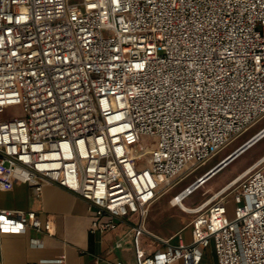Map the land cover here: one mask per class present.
Returning <instances> with one entry per match:
<instances>
[{
    "label": "built area",
    "instance_id": "1",
    "mask_svg": "<svg viewBox=\"0 0 264 264\" xmlns=\"http://www.w3.org/2000/svg\"><path fill=\"white\" fill-rule=\"evenodd\" d=\"M11 106L22 114L0 118V189L53 184L86 203L90 232L150 234L157 192L264 115V0H0ZM186 210L190 240L156 237L134 264H201L209 245L216 264H264V153ZM27 228L53 234L33 210L0 208V234Z\"/></svg>",
    "mask_w": 264,
    "mask_h": 264
},
{
    "label": "crops",
    "instance_id": "2",
    "mask_svg": "<svg viewBox=\"0 0 264 264\" xmlns=\"http://www.w3.org/2000/svg\"><path fill=\"white\" fill-rule=\"evenodd\" d=\"M0 208L33 210L41 218L51 220L53 233L36 234L27 228L17 234H0V264H104L103 259L134 264L137 254L144 257L161 247L157 238L172 237V242L177 241V235L184 242L191 238L189 222L161 234L146 227V218L143 224L150 234L135 236L126 223H118L110 231L90 232L91 214L86 203L53 184H44L39 192L24 182L0 189ZM32 238H37L39 243L33 244ZM118 241L120 246H116ZM200 263L216 264L212 245L202 249Z\"/></svg>",
    "mask_w": 264,
    "mask_h": 264
},
{
    "label": "rangeland",
    "instance_id": "3",
    "mask_svg": "<svg viewBox=\"0 0 264 264\" xmlns=\"http://www.w3.org/2000/svg\"><path fill=\"white\" fill-rule=\"evenodd\" d=\"M21 114L22 111L20 106H11L0 109V118L20 116ZM263 125L264 115L242 133L230 139L221 149L201 163L197 168L181 175L171 188L160 189L157 192L154 201L148 208L146 227L151 228L156 233L162 234L177 230L187 224L191 220L192 214L187 210L182 209L179 205L173 204V197L184 187L188 186L204 174L219 160L243 144ZM150 142V138L141 137L139 143L136 145V150H139L141 146H148ZM263 153L264 135L216 171L203 184L195 188L190 194L186 195L182 200L183 204L187 207H192L198 204L208 197L212 191L216 190L237 173L241 172Z\"/></svg>",
    "mask_w": 264,
    "mask_h": 264
},
{
    "label": "water",
    "instance_id": "4",
    "mask_svg": "<svg viewBox=\"0 0 264 264\" xmlns=\"http://www.w3.org/2000/svg\"><path fill=\"white\" fill-rule=\"evenodd\" d=\"M264 134V133H263ZM262 134V135H263ZM258 136L256 138H254L252 141H247L243 144H241L239 147H237L235 150H233L232 152H230L227 156H225L222 160H220L218 163H216L210 170H208L206 173H204L197 181L196 183L199 184L201 182H203L204 180H207L210 176H212L216 171H218L220 168H222L225 164H227L231 159H233L236 155H238L241 151H243L244 149H246L249 145H251L252 143H254L257 139H259ZM196 184V185H197Z\"/></svg>",
    "mask_w": 264,
    "mask_h": 264
},
{
    "label": "bare ground",
    "instance_id": "5",
    "mask_svg": "<svg viewBox=\"0 0 264 264\" xmlns=\"http://www.w3.org/2000/svg\"><path fill=\"white\" fill-rule=\"evenodd\" d=\"M264 129L263 130H261L256 136H254L250 141H252L254 138H256V137H258V136H263L264 134ZM263 134V135H262ZM260 138V137H259ZM249 141V142H250ZM253 144V143H252ZM250 146V145H249ZM227 156V155H226ZM248 170V169H247ZM206 180H204L203 182H201V183H199V184H197V183H195V184H192V185H190V186H188V190H186V191H183V192H180V193H178L177 194V197H176V199H173V204H178L182 209H184V210H186L187 209V207L183 204V202H182V200H183V198L186 196V195H188V194H190L195 188H197L198 186H200L201 184H203L204 182H205ZM197 184V185H196Z\"/></svg>",
    "mask_w": 264,
    "mask_h": 264
}]
</instances>
